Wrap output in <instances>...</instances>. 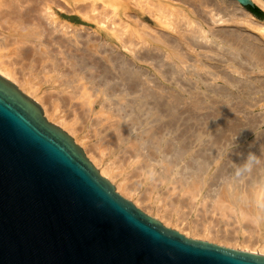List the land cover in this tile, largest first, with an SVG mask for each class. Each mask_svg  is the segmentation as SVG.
Masks as SVG:
<instances>
[{
	"label": "bare ground",
	"instance_id": "6f19581e",
	"mask_svg": "<svg viewBox=\"0 0 264 264\" xmlns=\"http://www.w3.org/2000/svg\"><path fill=\"white\" fill-rule=\"evenodd\" d=\"M249 2L264 12L263 0ZM263 74L264 23L236 3L0 0V76L75 139L118 195L186 237L259 256L264 131L257 129L264 112L249 115L264 111ZM166 80L179 84L166 86ZM66 102L75 108L69 107L71 118L62 108ZM249 153L260 162L235 177ZM133 177H142L150 191L138 194ZM158 187L197 201L206 212L210 201L213 215L232 213L235 234L246 237L185 223L179 205L167 202L173 207L167 210ZM244 221L252 231L243 230Z\"/></svg>",
	"mask_w": 264,
	"mask_h": 264
},
{
	"label": "water",
	"instance_id": "95a60500",
	"mask_svg": "<svg viewBox=\"0 0 264 264\" xmlns=\"http://www.w3.org/2000/svg\"><path fill=\"white\" fill-rule=\"evenodd\" d=\"M221 1L264 23L249 0ZM0 264H264V256L187 238L140 211L0 76Z\"/></svg>",
	"mask_w": 264,
	"mask_h": 264
},
{
	"label": "rangeland",
	"instance_id": "374dc122",
	"mask_svg": "<svg viewBox=\"0 0 264 264\" xmlns=\"http://www.w3.org/2000/svg\"><path fill=\"white\" fill-rule=\"evenodd\" d=\"M254 7H256L257 9H259L257 6H254ZM260 10V9H259ZM261 11V13H262V15H263V18H264V12L262 11V10H260ZM157 28H159V27H157ZM263 76H264V74H263ZM183 80V79H182ZM184 81V80H183ZM179 83H178V81H175V84H174V81L173 80H166L165 81V83H164V85H166V86H175V85H178ZM21 91V90H20ZM22 92V91H21ZM23 93V92H22ZM24 94V93H23ZM31 99V98H30ZM32 100V99H31ZM67 103V102H66ZM65 103V104H66ZM264 103V100L263 101H261V102H259V104L260 105H264L263 104ZM73 105H74V107L77 109L76 111H77V113H79V111H81L80 109H78L79 108V106H78V103L77 102H73L72 103ZM72 104L70 105V103L68 102L67 103V106L65 105V107L63 106L62 108H64V109H67V110H65V113H66V116H68L69 118H71L73 115H72V111L75 109L74 107L73 108H71L70 106H72ZM39 105V104H38ZM40 106V105H39ZM71 108V110H70V108ZM40 108H41V106H40ZM42 109V108H41ZM262 109H264V108H262ZM68 110H69V112H68ZM64 111V110H63ZM255 111V112H254ZM71 112V113H70ZM264 111L262 110L261 111V109H253V112L249 115V116H251V115H253V116H256V117H258V116H260V114H262ZM71 115H70V114ZM68 114V115H67ZM74 114V113H73ZM79 114H81L80 115V119H82L83 118V115H82V113L80 112ZM255 114V115H254ZM71 116V117H70ZM242 117V116H241ZM241 123H244V121L243 120H241ZM53 124V123H52ZM54 125V124H53ZM77 126H79V123H78V125ZM61 129V128H60ZM259 129L261 130V132H263L264 131V123H262L261 125H260V128H258L257 129V133H259L260 131H259ZM64 131V130H63ZM65 133H66V131H64ZM106 132V131H105ZM103 132V134H102V136H105V134L107 133H112L110 130L108 131V132ZM260 132V133H261ZM106 134V135H107ZM91 135L93 136V133H91ZM70 136V135H69ZM71 137V136H70ZM106 138V137H105ZM105 138H104V141L106 142V141H108V139H109V136H108V138H106V140H105ZM251 138H253V136L251 135V136H249L248 137V139H250L249 141H251ZM93 141H97L95 138H91ZM103 141V142H104ZM248 142V141H247ZM247 142H244V143H247ZM77 145V144H76ZM78 147H80L79 145H77ZM81 148V147H80ZM82 149V148H81ZM82 151H84L83 149H82ZM123 155V153L121 154V155H119L120 157ZM127 155H124V157H126ZM123 158V156L121 157V159ZM134 179H131L132 181H130L132 184L133 183H135V186H136V188H137V186H138V184H140V183H142V182H139L140 180L141 181H143L142 179V177H137L138 179H136L135 177H133ZM158 182H156L155 184L156 185H158L157 184ZM113 185V184H112ZM150 185V184H149ZM149 185H146V187H147V190L148 189H151V188H149ZM114 186V185H113ZM139 188H137L138 190H137V192H138V194L140 193V191H143L144 193L146 192V187H145V185L144 186H142L141 184L138 186ZM145 187V188H144ZM158 189V197L160 196V195H162L160 198L162 199V198H165V201H164V199H162L163 201H164V203L165 204H167L166 206L167 207H169L170 205H168V203L167 202H170V204H171V206H173L174 207V209H177V208H180V209H177V211L179 210V215L182 217V216H184V217H182V218H184L185 220H184V222L186 223H189V220L190 221H195L197 224H199V225H201L203 222L206 224V223H208L207 225H209L210 226V228L211 229H213V231H219L220 229V231H221V233L223 234H225L226 233V231L228 230V232L229 233H231L232 234V236L234 237L235 236V238H242V237H246V234H244V235H241V237L239 236V235H236L235 234V230L237 231V230H239V225L236 223V221H235V219L234 218H232L233 216H232V213H231V215H230V212L229 213H227V215H226V217H228V219H231V220H229L228 221V219L224 216V217H222L219 213H217V212H215V214L213 215V212L210 210V209H212V203L210 202V201H207L205 204L206 205H208V208H209V211H207L206 212V210L204 209V207L202 208L200 205L198 206V205H196V203H197V201H191V200H189L188 199V197L187 196H181L179 193H174V194H172V192H170L171 190H170V187L169 188H167V189H169L168 190V192H167V189H162L161 187H158L157 188ZM165 190V191H164ZM148 191H150V190H148ZM147 191V192H148ZM142 192V193H143ZM162 193V194H161ZM167 194V197H166V194ZM171 194V196L169 197V195ZM140 195H142L141 193H140ZM173 195V196H172ZM121 196V195H120ZM164 196V197H163ZM122 197V196H121ZM169 197V198H168ZM172 197V198H171ZM176 197V198H175ZM185 197V198H184ZM122 198H124V197H122ZM178 198H181V199H178ZM187 198V199H186ZM124 199H126V198H124ZM174 200V199H176V201L175 202H173L172 200ZM183 199V200H182ZM126 200H128V199H126ZM167 200V201H166ZM171 200V201H170ZM182 200V201H181ZM128 201H130V200H128ZM177 201H178V203L179 204H177ZM180 201V202H179ZM131 202V201H130ZM182 202H184V204L182 203ZM186 202H188V204L190 203H192V205L190 206L189 205V207H188V205H186L187 203ZM132 203V202H131ZM174 203V204H173ZM209 204H211V205H209ZM134 205V204H133ZM177 205H179L177 208H176V206ZM181 205H183L182 207H181ZM193 205H196V212H194L193 211V209H191V208H193ZM203 205V204H202ZM135 206V205H134ZM170 206V207H171ZM185 206V207H184ZM136 207V206H135ZM166 207V208H167ZM167 208V210L168 209H173V207H171V208ZM184 207V208H183ZM137 208V207H136ZM182 208V209H181ZM140 210V209H139ZM210 211H211V214H210ZM216 214L217 215H220V217L219 216H216ZM147 215V214H146ZM232 216V217H230L229 218V216ZM185 216H187L186 218H185ZM193 216H196V217H193ZM220 218H222V219H220ZM223 219H225V221L223 222L222 220ZM226 220H227V222H226ZM222 221V222H221ZM201 224H200V223ZM236 223V224H235ZM246 224H248L247 226L249 227V225H250V228H248L247 226H246ZM242 225L243 226H245V228H243V230H245V231H247V232H250V231H252V229H253V226H252V224L250 223V222H248V221H244L243 223H242ZM223 227H225V228H223ZM247 227V228H246ZM252 227V228H251ZM182 228V227H181ZM170 229V228H169ZM172 230H174V229H172ZM174 231H176V230H174ZM225 231V232H224ZM178 232V231H177ZM181 234V233H180ZM183 235V234H182ZM185 236V235H184ZM186 237V236H185ZM187 238H189V237H187ZM191 239V238H190ZM194 240H196V239H194ZM198 241H200V240H198ZM205 242H207V241H205ZM208 243H210V242H208ZM212 244H215V243H212ZM215 245H218V244H215ZM218 246H220V245H218ZM221 247H223V246H221ZM225 248H227V247H225ZM230 249V248H229ZM235 250V249H234Z\"/></svg>",
	"mask_w": 264,
	"mask_h": 264
},
{
	"label": "clouds",
	"instance_id": "9594fccd",
	"mask_svg": "<svg viewBox=\"0 0 264 264\" xmlns=\"http://www.w3.org/2000/svg\"><path fill=\"white\" fill-rule=\"evenodd\" d=\"M259 162L260 161L256 155L249 153L246 157V160L242 164L237 165L233 175L239 178L246 173H250ZM260 206L264 207V202L260 203Z\"/></svg>",
	"mask_w": 264,
	"mask_h": 264
},
{
	"label": "trees",
	"instance_id": "16d2710c",
	"mask_svg": "<svg viewBox=\"0 0 264 264\" xmlns=\"http://www.w3.org/2000/svg\"><path fill=\"white\" fill-rule=\"evenodd\" d=\"M247 10L255 17H260L262 15L261 11L259 9H257L256 7L253 8H247Z\"/></svg>",
	"mask_w": 264,
	"mask_h": 264
}]
</instances>
